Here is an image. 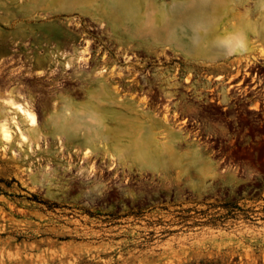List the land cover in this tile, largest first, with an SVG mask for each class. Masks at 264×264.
<instances>
[{
    "label": "rangeland",
    "instance_id": "rangeland-1",
    "mask_svg": "<svg viewBox=\"0 0 264 264\" xmlns=\"http://www.w3.org/2000/svg\"><path fill=\"white\" fill-rule=\"evenodd\" d=\"M89 2L0 0V119L9 109L3 99L29 100L43 138L23 122L28 142L18 135L5 148L0 142V264H264V7L254 8L242 30L228 26L226 13L166 14L153 23L163 28L157 34L138 19L115 29L91 21ZM78 17L84 32L74 25ZM53 28L77 34L81 49L89 45L91 66L105 52L122 66L125 55L145 64L137 93L157 110L173 105L167 117L182 141L174 139L170 151L155 145L162 142L158 116L144 130V145L138 126L106 118V142L62 144L55 96L82 97L73 82L52 83L46 66L44 77L36 74L34 34ZM234 32L249 43L245 51L226 47ZM195 43L202 49L193 51ZM153 71L172 77L170 99ZM84 119L74 118L69 134L81 133Z\"/></svg>",
    "mask_w": 264,
    "mask_h": 264
},
{
    "label": "bare ground",
    "instance_id": "bare-ground-1",
    "mask_svg": "<svg viewBox=\"0 0 264 264\" xmlns=\"http://www.w3.org/2000/svg\"><path fill=\"white\" fill-rule=\"evenodd\" d=\"M248 1L249 0H168V2L165 3V0H90L85 15L91 21L98 22L101 25H103V22L105 21L106 24L104 23V26L110 25L111 29H115V24L120 23L124 20L129 21L138 19V22H146L147 28L152 31L149 32L160 33L163 32V28L161 27V29H155L153 23L155 20L159 21L160 23L162 19H165L164 16L166 14H169V16H173L174 18H181L187 16L193 17L195 15L217 16L220 15V13H226V15L229 16L227 20L228 26L233 30H242L244 29L245 19L249 15H251V13L254 11V8L258 5L264 7V0H255V2L252 4V8H250L249 6L247 7ZM74 25H76L77 28L79 27L80 30L82 28L81 31L84 32L83 26L81 24V17L77 18L76 24ZM162 26L165 27L163 24ZM55 29L56 28H53L51 34L43 35V33H40L38 31L34 34L33 43L35 44L36 48L32 53V58L33 65L35 69H37V73H35L38 77L44 75V72L41 71V69L46 66L48 67L49 72H46L45 75L50 78V81L52 83L54 82L56 84L60 83L61 81L65 86L66 84L73 82L77 85V89H75V91L78 94H81V102L78 103H73L70 99L63 96H55V99L57 101L54 100L55 102L52 104V113L54 118L53 124L55 126L54 128L58 129V132L64 134V137H62L63 143L61 138L62 144H79L80 141L81 143H95L98 140H103L104 142H106L108 136L104 137L103 135L109 134V128L105 127L106 122L102 120L103 118H106L107 120L109 119L112 124L118 125L121 122H125L126 124L130 123L131 127H134L133 125L138 126L141 132L140 142L144 145L146 143V137L143 139L144 130H146L148 123L150 127H152V124L155 123V119L158 116L161 117L162 123V129L158 133L160 134L159 138L162 139V142H154L155 138L148 136V143H151L152 141L155 143V145H157V147H159V149L170 151V147H173V145L176 143L174 139L178 137L177 139H180V141H182V138L178 136L172 129H170L171 124L167 115H169L171 107H173V105L170 106V104H165L161 107L160 110H157V108H154V106H152V104L148 101L149 99L145 98L144 96H139V92L137 93V91L141 89V84H145L146 82V78L142 76L143 73L141 72V69L145 68V64L132 63V57H130L129 55H125L123 57L124 66H122L119 65L116 58L110 59L105 56V52V55L103 54L102 57L95 61L94 65L91 66L89 64L90 60L88 61V59L91 58V55L89 56L90 52L89 50H87V47H89L88 43L89 41L91 42V40L88 41L87 39L83 41L85 45L88 46L81 49V46L83 44H80L81 40H79V36L77 34L67 32V30L61 32L60 29ZM207 33L212 35L213 32L208 29ZM239 33H235L236 36L238 35L235 38L226 39L225 45L227 48L236 51H245L248 48L249 43H247L245 40V47H237V40L242 38ZM83 36L86 37L87 34H84ZM42 43H45L44 47L42 46ZM250 44L253 46L257 45L258 43H256V41H252ZM206 45L212 46V43L209 42ZM83 47L85 46L83 45ZM192 48L191 49L195 51L197 48L202 49V46H200L198 43H195ZM150 76L154 81H157L159 83V89L164 95L165 99H170V97L174 93L170 90H173L175 85L171 80L172 77L165 79L163 77V73H159L157 71H153ZM161 85H165L168 90L166 91L165 89L161 88ZM58 88L60 87L58 86ZM173 99L174 98L172 97L171 101ZM2 101L3 104L9 107V109H7V113L0 119V142L4 148L7 147L6 145L12 143V141L14 140V135H18L20 141L28 142V138L25 136L26 134L24 135L22 131L23 128L21 127V123L23 122H26L29 130L33 133V135H35L37 141L40 139L43 140V138H40V128L38 125L39 122L36 120L37 114L35 115V109L33 110V107L31 106L32 103L28 102L29 100L17 102L10 96L3 99ZM77 117L85 118V129L81 130V133L74 132L73 134H69L70 129L75 127L73 119ZM169 118L172 117L170 116ZM91 127L102 128L101 134L93 133ZM119 129L120 128H118V130H115V132H113V130L112 132L115 134L116 132L120 134ZM62 134L61 136H63ZM80 136L81 138H79ZM112 141H114V139ZM133 142L135 143V140ZM19 143H17V145ZM36 149H38V145ZM75 149L76 148H74V150ZM90 153L91 151L86 148L84 149V152L82 154L87 158L89 157Z\"/></svg>",
    "mask_w": 264,
    "mask_h": 264
},
{
    "label": "clouds",
    "instance_id": "clouds-1",
    "mask_svg": "<svg viewBox=\"0 0 264 264\" xmlns=\"http://www.w3.org/2000/svg\"><path fill=\"white\" fill-rule=\"evenodd\" d=\"M237 47L243 48L245 47V41L243 38L237 40Z\"/></svg>",
    "mask_w": 264,
    "mask_h": 264
}]
</instances>
